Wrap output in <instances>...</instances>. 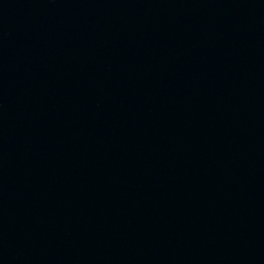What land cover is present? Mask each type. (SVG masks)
Instances as JSON below:
<instances>
[{
  "label": "water",
  "instance_id": "water-1",
  "mask_svg": "<svg viewBox=\"0 0 264 264\" xmlns=\"http://www.w3.org/2000/svg\"><path fill=\"white\" fill-rule=\"evenodd\" d=\"M0 264H264V0H0Z\"/></svg>",
  "mask_w": 264,
  "mask_h": 264
}]
</instances>
